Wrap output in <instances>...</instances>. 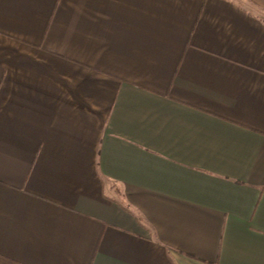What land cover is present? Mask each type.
<instances>
[{"label": "crops", "instance_id": "obj_1", "mask_svg": "<svg viewBox=\"0 0 264 264\" xmlns=\"http://www.w3.org/2000/svg\"><path fill=\"white\" fill-rule=\"evenodd\" d=\"M0 264H264V0H0Z\"/></svg>", "mask_w": 264, "mask_h": 264}]
</instances>
